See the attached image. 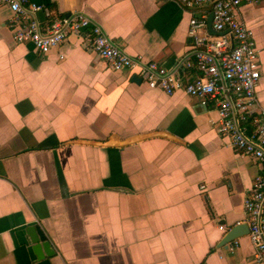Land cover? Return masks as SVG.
Returning <instances> with one entry per match:
<instances>
[{
    "label": "crops",
    "instance_id": "crops-1",
    "mask_svg": "<svg viewBox=\"0 0 264 264\" xmlns=\"http://www.w3.org/2000/svg\"><path fill=\"white\" fill-rule=\"evenodd\" d=\"M30 1L84 12L129 55L199 74L184 61L190 20L209 5ZM12 16L0 2V264H261L248 234L220 244L247 223L244 197L263 167L218 132L214 104L114 70L80 38L47 53L15 42ZM239 17L260 50L264 107V0H243ZM34 225L54 254L37 255Z\"/></svg>",
    "mask_w": 264,
    "mask_h": 264
},
{
    "label": "built area",
    "instance_id": "built-area-1",
    "mask_svg": "<svg viewBox=\"0 0 264 264\" xmlns=\"http://www.w3.org/2000/svg\"><path fill=\"white\" fill-rule=\"evenodd\" d=\"M177 1L186 7L209 5L213 12L212 27L219 33L206 31L207 15L190 20L192 53L184 61V67H196L199 72L190 80L179 67L170 69L157 61L129 55L84 12L57 15L48 6L30 0H0L13 13L10 29L15 42L32 43L38 51L47 53L70 37L80 38L85 49L97 53L114 70H136L151 88L162 89L169 95L182 90L200 99L205 107L214 104L220 116L218 132L229 137L240 155L262 163L263 172L245 194L244 211L255 260L264 264V107L257 93L260 50L252 31L239 17L243 0ZM39 13L43 14V20ZM254 109L259 111L257 117H253ZM237 243L230 246L231 250Z\"/></svg>",
    "mask_w": 264,
    "mask_h": 264
},
{
    "label": "water",
    "instance_id": "water-1",
    "mask_svg": "<svg viewBox=\"0 0 264 264\" xmlns=\"http://www.w3.org/2000/svg\"><path fill=\"white\" fill-rule=\"evenodd\" d=\"M212 21H213V12L210 13L208 20H207V26L209 31L212 34H216V31L212 27ZM136 81H141L140 77H135ZM249 233V226L247 223H239L235 225L226 235L223 237L221 241V246L229 244L230 242L234 241L235 239L244 236ZM28 234L33 242L34 250L36 251L37 255L41 257V250L45 251L46 255L54 254L55 251L53 249V246L47 236L43 233V231L40 229L39 226L34 225L31 226L28 229Z\"/></svg>",
    "mask_w": 264,
    "mask_h": 264
}]
</instances>
